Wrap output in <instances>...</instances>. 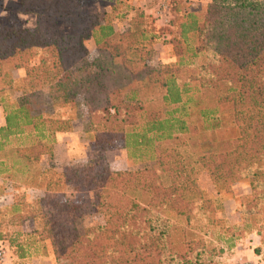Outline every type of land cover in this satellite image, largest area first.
<instances>
[{"label": "trees", "instance_id": "trees-1", "mask_svg": "<svg viewBox=\"0 0 264 264\" xmlns=\"http://www.w3.org/2000/svg\"><path fill=\"white\" fill-rule=\"evenodd\" d=\"M77 5L17 0L0 23V149L31 127L35 140L22 152L26 160L51 154L54 134L68 120L44 115L45 103L24 97L46 89L50 106L84 107L95 139L102 145L118 139L143 165L102 174L91 165L63 170L47 185L61 181L92 191L94 210L108 221L80 232L79 202L48 195L29 214L38 217L37 210L43 220L38 239L50 241L58 264H217L211 243L231 246L238 236L218 216L219 196L246 176L264 184V0H210L184 11L176 23L178 59L156 66L150 64L153 35L144 27L117 34L111 15L81 13ZM18 12L34 13V25L22 27ZM86 38L96 52L91 60ZM16 68L24 71L18 81ZM9 88L22 96L10 99ZM200 167L216 196L199 186ZM20 203L13 201V214ZM251 219L244 211L245 228ZM263 228L257 230L264 236ZM29 244L15 243L17 257L31 253Z\"/></svg>", "mask_w": 264, "mask_h": 264}, {"label": "rangeland", "instance_id": "rangeland-1", "mask_svg": "<svg viewBox=\"0 0 264 264\" xmlns=\"http://www.w3.org/2000/svg\"><path fill=\"white\" fill-rule=\"evenodd\" d=\"M113 4L111 0H78L77 9L81 13L106 12L112 16V23L117 34L122 33L130 25H140L153 35L150 64H171L178 59L177 41L180 40L176 31V23L184 11L204 8L210 0H119ZM166 4L168 21L159 20L154 16L155 10ZM17 0H0V23L8 20L9 11H15ZM141 16V17H140ZM17 19L22 27H32L35 15L31 12H18ZM67 31H72L71 25L60 23ZM91 60L96 52L90 38L85 39ZM23 68L13 70L16 81L23 74ZM10 99L22 96L18 88L5 91ZM28 100H40L45 103L44 115L60 116L68 120L66 129L54 134L51 154L43 153L37 160H26L22 152L30 151V144L35 140L34 131L27 127L24 132L9 137L6 145L0 149V264H58L50 241L39 240L36 231L43 229L37 210L36 216H29L32 204L36 199L51 197L61 200L78 201L81 207L75 219L80 232L93 231L98 225L108 221L105 212L96 211L91 204L92 191L73 190L68 185L55 182L63 170L69 166L91 165L93 171L102 174L107 170L124 171L138 170L143 164L131 160L121 141L118 139L108 145H102L95 139L90 129L87 111L84 107L50 106L46 89H39L24 94ZM3 123L2 107L0 125ZM57 134L61 137L57 138ZM26 164V167L24 165ZM26 169V170H25ZM199 186L209 196H216L211 178L203 167L195 171ZM55 187L53 188V186ZM50 187V188H47ZM55 198V199H56ZM20 201L19 211L14 213L13 201ZM56 199V200H57ZM254 201L256 205L254 207ZM218 202L222 210L218 212L228 225L238 234L233 244L211 243L216 246L213 259L217 264H239L248 260L254 264H264V236L258 231V226H264V184L251 180L249 176L231 182L230 192L219 196ZM254 209V213H253ZM252 215L251 224L245 228L243 212ZM264 230V228H263ZM26 242L30 254L20 258L15 254V243ZM207 244V243H204ZM222 251L216 252L217 247ZM255 253L254 260L249 255Z\"/></svg>", "mask_w": 264, "mask_h": 264}, {"label": "built area", "instance_id": "built-area-1", "mask_svg": "<svg viewBox=\"0 0 264 264\" xmlns=\"http://www.w3.org/2000/svg\"><path fill=\"white\" fill-rule=\"evenodd\" d=\"M167 12H168V8L166 4L162 3L161 6L155 10L154 16L157 17L159 20L163 19L165 22H167L168 21ZM2 253L3 251L2 249H0V256ZM239 264H254V263L248 260H242Z\"/></svg>", "mask_w": 264, "mask_h": 264}, {"label": "crops", "instance_id": "crops-1", "mask_svg": "<svg viewBox=\"0 0 264 264\" xmlns=\"http://www.w3.org/2000/svg\"><path fill=\"white\" fill-rule=\"evenodd\" d=\"M0 112H1V106H0ZM61 136L59 135V134H57V138H60ZM249 255V258H250V260L252 259V260H254V262H256V259H255V253H252L251 252V254H248Z\"/></svg>", "mask_w": 264, "mask_h": 264}]
</instances>
